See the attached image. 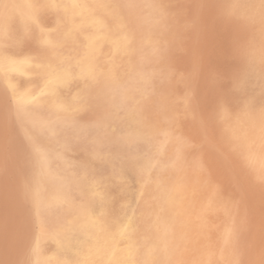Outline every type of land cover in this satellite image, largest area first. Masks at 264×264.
Returning a JSON list of instances; mask_svg holds the SVG:
<instances>
[{
    "label": "rangeland",
    "instance_id": "rangeland-1",
    "mask_svg": "<svg viewBox=\"0 0 264 264\" xmlns=\"http://www.w3.org/2000/svg\"><path fill=\"white\" fill-rule=\"evenodd\" d=\"M11 1L0 0V16H6L0 17V26L4 22L9 29L6 31L9 35L3 37L7 46L2 42L0 49L16 56H22L24 52L23 55L30 53L36 56L42 52L38 44L40 33L53 26L55 12L46 9L51 12L46 13L43 9L33 18L29 15L20 17L11 12ZM114 2L132 40L131 71L140 70L147 75L144 85L147 90L141 87L131 103L125 101L135 109L136 121L124 116V105L127 103L118 99L115 81L104 73L79 88L81 103L78 112H69L61 117L55 113L44 115L31 111L28 105L20 106V116L18 112L21 110L14 101L17 97L0 93V159L1 164L5 163L3 166L0 164V175L3 172L0 180H4L3 184L0 181V227H3L0 228V236L4 234L0 238V260H5V264H34L32 249L27 241L31 229L24 220L23 212L25 200L32 189H40L42 198L54 196L51 175L38 173L37 179L40 177V180H36L35 175L39 165H43L39 159L41 147L47 146L45 149L48 150L57 148L54 142H48L39 132V125L48 117L54 124L65 122L68 128L62 133L72 139L69 145L71 149L65 147L62 150L69 163L66 165L67 180L61 187L72 208L68 211L66 205L62 210L61 226L78 230L86 223V215L80 209L82 200H85L82 191L88 181L98 178L107 183L105 187L108 193L104 203L111 205V218L118 217L122 207L125 213L131 214L127 229V246L131 257L129 264H264V33H261L264 32V0ZM189 99L191 103H187ZM220 109L223 113H219ZM16 129L21 132L18 133ZM134 133L143 138L145 148L162 146L163 149L160 156H153L156 160L147 178L144 177V169L148 168V162L142 163L134 154V145L138 141ZM132 137L134 139L128 143L126 138ZM23 140H27L26 143ZM34 144L40 146L35 147ZM25 150H31L27 153L32 157L27 158L29 156H26ZM84 151L92 153L96 159L88 161ZM117 168L130 181L122 184L111 180ZM32 178L35 179L34 183L30 180ZM130 191H133L130 197L132 204L129 203ZM83 206H88V214L92 215L98 204L89 200ZM6 209L11 210L9 215ZM14 211L18 212V218ZM4 218L6 225L2 223ZM8 225L13 228L10 226V229ZM3 241L6 243L3 244Z\"/></svg>",
    "mask_w": 264,
    "mask_h": 264
},
{
    "label": "bare ground",
    "instance_id": "bare-ground-1",
    "mask_svg": "<svg viewBox=\"0 0 264 264\" xmlns=\"http://www.w3.org/2000/svg\"><path fill=\"white\" fill-rule=\"evenodd\" d=\"M11 3H12V7H13V11H11V12H13L14 15L15 14L20 15V17H21V15L22 16H24V15L28 16L29 15V17L32 16V18H33L34 16L37 15V12H40L43 9H45L46 13L50 12V11L47 12L46 9H49V10L51 9L52 11L55 12V21H54L53 26L51 25V28L48 26L49 29L45 28L46 30L41 29V30H43V32L40 33L39 40H38L39 47L42 51L41 53H39L36 56H33V55H30V53L27 52V50H26V52L29 53V55H23L25 53L23 51L24 53L22 54V56H16L14 54L5 53L4 51H2L0 49V93L2 92L4 94V96H7V95L11 96L12 95L13 97H17V100H15L14 98L13 99L15 102L17 101V104H18L17 108L18 109L21 110L20 106H22V105L23 106L28 105L31 111L42 112L44 115H47L49 113H55L56 116H60V117L64 116L66 113L75 112L80 108V103H81L80 102L81 98H80L79 88L82 86L83 83L89 82L93 79H96L98 77V74H103V73L106 74V76H108L109 79L115 81V84H116L115 93L117 94L118 99L120 101H124V103H127V102H125L127 100L130 102L132 99H134V96L139 94V88H141V87H142V89L145 88L144 85H145L146 77H147V75H145V72H142L140 70H138V71L132 70L131 71L129 61H130V53H131V48H132V43H131L132 40H131V36L128 34L127 29L125 27L124 19L116 11V7H115L116 5H115L114 0H12ZM175 3H177V1ZM242 6H243V4H242ZM161 7H162V5H161ZM235 7H237V6H235ZM246 8H248V5H246ZM258 10H260V9H258ZM233 13H234V11H233ZM9 14H11L10 11H9ZM166 14H167V12H166ZM230 14H231V11H230ZM247 15H249V14H247ZM255 15H257V14H255ZM4 16H5V14H4ZM244 16H246V15H244ZM5 17H1V18H5ZM52 17H53V15H52ZM260 17H262V16L260 15ZM32 18H31V20H32ZM248 18H249V16H248ZM258 18H259V16H258ZM255 21H257V20H255ZM6 22H7V20H6ZM33 22H34V20H33ZM249 23H250V21H249ZM260 23H261V21H260ZM40 24H42V23H40ZM19 25H20V23H19ZM212 26H213V24H212ZM44 27H45V25H44ZM181 27H182V25H181ZM7 29H8L7 23L3 22V24L0 26V45L2 44V42H3V45L6 42V41L4 42V40L6 38L3 40V37L5 34H7L6 33ZM20 29H22V27L19 28V30ZM17 30H18V28H16V31ZM192 30H193V28H192ZM251 30H252V27H251ZM23 33H24V31H23ZM261 33H264V32H261ZM254 34H255V32H254ZM7 35H9V34H7ZM193 36H194V34H193ZM12 37H14V36H12ZM254 37H255V35H254ZM261 37H263V36H261ZM194 39H195V36H194ZM10 42H12V41H10ZM237 42L239 43V41H237ZM240 42L242 44V40H240ZM255 42H256V38H255ZM244 44H243V46H244ZM255 44H257V42ZM245 45H246V47H248L247 46L248 44H245ZM2 46H0V47H2ZM250 46H251V44H250ZM249 48H252V47H249ZM34 52L35 51H33V53ZM254 57H256V56H254ZM249 64H250V62H249ZM248 72H249V70H248ZM188 78H189V73H188ZM21 79H23V81ZM262 79H263V77H262ZM187 83H189V82H187ZM168 84H166V85H168ZM101 86H103V85L101 84ZM197 86H198V84H197ZM93 87H95V86H93ZM146 90L147 89H144V91H146ZM93 91H94V89H93ZM245 92L246 91H244V94H245ZM84 95H85V93H84ZM202 95H204V94H202ZM93 96H94V94H93ZM103 100L106 102L105 99H102V101ZM157 100H159V99H157ZM240 100L241 99H239V101ZM8 101H9V99H8ZM91 101H93V100H91ZM146 101H147V99H146ZM201 101L202 100H200L199 104H201ZM188 102L191 103L190 99H189V101L187 100V103ZM95 104H96V102H95ZM1 105H2V103H1ZM214 106H216V105H214ZM169 107H170V105H169ZM217 107L219 108V106H217ZM223 107H225V106L223 105ZM6 108L9 109V107H6ZM18 109H16V110H18ZM98 109H99V107H98ZM173 110L174 109H172V111ZM211 110H212V108H211ZM216 110H214V111H216ZM96 111H97V109H96ZM123 111H124V116L127 119H129V120L133 119L134 121H136L135 109L132 108V106H129V103L124 105ZM221 111L223 113L222 109L219 110V113H221ZM9 112H10V110H9ZM103 112H106V111H103ZM20 113H22V111L18 112V114H20ZM18 114L16 116H18ZM191 114H192V111H191ZM191 114H189V115H191ZM94 115H96V114H94ZM94 115H92L93 118H94ZM16 116H14V117H16ZM20 116H22V114H20ZM191 116L194 117V115H191ZM5 117H6V114H5ZM215 118H217V117H215ZM0 119H1V117H0ZM85 119H87V118L85 117ZM219 120H220V118H219ZM23 122H24V120H23ZM18 123H17V125H18ZM8 125H9V123H8ZM14 125L16 126L15 123H14ZM25 126H27V125H25ZM200 126H202V125L200 124ZM221 126L223 127L222 123H221ZM16 128H17V126H16ZM29 128H31V127H29ZM29 128H28V130H29ZM66 128H68V127H67L65 122H63V121L62 122H56L54 124L53 120L48 118V117L44 121H42L41 124L39 125V132L42 134L44 139L47 140L48 142H51V143L54 142L55 145H57V148L56 147H54L53 149L49 148V150H48V149H45L47 146L41 147L42 148L41 153H43L46 156V162L41 161L43 163V165H39L38 171L36 172L37 174H35L36 180L41 179L40 177H39V179H37L38 173L40 174L42 172H47L48 174L51 175L53 182H54V189L52 191L53 192L52 195H54V196L50 199L49 198H42L41 193L39 192L40 189L35 190V189L31 188L32 190L29 192V195L27 196V198L25 200L26 205H24L25 211L23 213H24V220L27 222V226L31 229L29 234H28L27 241L29 242L31 249H32V262L34 264H129L131 262V257H130L129 247L127 246V229L131 223V214H130V212L125 213L124 209L122 207V210L119 213V216L111 218L110 213H109L110 212L109 208L111 207V205H109V202L104 203V199H106V193H108L107 188L105 187V185L107 184L105 180H99L98 178L97 179H91L90 181L87 182V186L83 189L82 196L85 198V200H82V206L80 207V209L83 211L84 215H86L87 220H86V223L81 228L76 230V229L70 228V227L69 228L63 227L60 224L61 219L63 220L62 210L64 209V207L67 205L68 211H71L70 208H72L70 205V200L68 199L67 196H65V194L63 193V191L61 189L63 183L67 180L66 165L69 163V161L66 160L68 157L66 158V156L62 150L65 147L70 148L69 145L72 144V142H71L72 139L67 138L62 133L63 131L66 130ZM2 129H3V127H2ZM14 129H12L13 132H14ZM22 129H23V126H22ZM16 130H18V129H16ZM221 130H222V128H221ZM221 130H220V132H221ZM31 131H32V129H31ZM225 131H226V133L228 132L227 129ZM20 132L21 131L18 130V133H20ZM12 134L16 135L15 133H12ZM134 134L138 138L137 143L134 145V147H135L134 154L136 153L138 155L137 158L140 159L142 161V163H143V161H144V163L148 162V168L144 169V177L147 178L151 165L154 164L156 157H158L162 154L163 149H162V146H159L157 148L151 146L149 149L145 148L144 147L145 143H143L145 141L143 140V138L139 134H138V136L136 133H134ZM219 134H221V133H219ZM228 134H229V132H228ZM222 135H224V134H221V136ZM18 136H20V135L18 134ZM34 137H36V136H34ZM224 137H226V136H224ZM229 137H231V135ZM10 139H8V141ZM132 139H134V138L133 137L132 138H126V141L128 143H130V142H132ZM237 139H238V137H237ZM17 140H18V138H17ZM11 141H12V139H11ZM23 141H25V143H26L27 140H23ZM229 142H231V141H229ZM1 144H3V142ZM18 144H19V141H18ZM11 145H13V147H15V144L11 143ZM20 145H23V144H20ZM8 146H9V144H8ZM18 146H16V147L18 148ZM25 146H26V144H25ZM28 146H30V143ZM34 146L38 147V146H40V144L38 146L34 144ZM238 146H237V148H238ZM26 147H24V149ZM19 148H20V146H19ZM19 148H18V150H19ZM27 148H30V147H27ZM41 148H39V149H41ZM209 148L210 147H208V149ZM4 149H5V147H4ZM66 149H68V148H66ZM14 150H16V149L14 148ZM240 150H241V147H240ZM12 151H13V149L10 150V152H12ZM236 151H238V150H236ZM20 152H22V151H20ZM27 152H29V151H26V153ZM30 152H31V150H30ZM240 152L241 151H239V153ZM84 153H85V151H84ZM4 154H5V151H4ZM20 154L22 155V153H20ZM85 154H86L85 157H87L88 161L96 159V157L92 153H85ZM29 155L27 153L26 156H29ZM23 156H21V158ZM153 156H156V157L153 158ZM5 157H7V156H5ZM17 157H18V155H17ZM30 157H32V156H29L27 158H30ZM243 157H242V159H243ZM18 158H20V157H18ZM216 158H217V156H216ZM31 159L35 160L33 158H31ZM39 159L41 160V157H39ZM102 160H104V159H102ZM23 161H25V160L23 159ZM15 162H16V160H15ZM21 162H22V159H21ZM30 162L32 163V161H30ZM30 162L28 160V163H30ZM0 164H1V159H0ZM25 164H27V161ZM32 165L35 167L34 163H32ZM32 165H30V166L32 167ZM225 167L226 166H224V168ZM21 168H24V167L21 166ZM226 169H228V168H226ZM1 170H2V168H1ZM12 170H13V168H12ZM24 170H27V169H24ZM21 171H22V169H21ZM35 171H36V169H35ZM11 172H12V174L14 173V171H11ZM30 172H31V170H30ZM17 173H18V171H17ZM5 174H6V172H5ZM27 175H28V173H27ZM29 175H31V174H29ZM0 176L3 177V172ZM25 176H26V174H25ZM18 177H21V175ZM5 178L7 179V177H5ZM28 178H30V177H28ZM33 178H34V176H33ZM33 178L30 179L32 182L35 181V179L33 180ZM111 180H114L115 182L122 183V184L130 181L129 177L127 178V176H125L123 174V172L120 171L119 168L116 169V172L112 175ZM232 180H234V179H232ZM0 181L3 184L4 180H0ZM8 186H9V184H8ZM31 186H32V184H31ZM35 187H36V185H35ZM40 187H42V189H43V186L40 185ZM199 187H201V186L199 185ZM218 187H216V188H218ZM12 188H13V186H12ZM16 188H14V190ZM231 190H229V191H231ZM139 191H141V189ZM6 192H7V190H6ZM130 193L131 194L129 196V203L132 204L133 202H132L130 197L133 194V191H130ZM1 194L2 193H0V195ZM220 196H218V197H220ZM11 198H12V196H11ZM9 199H8V201H9ZM16 199H17V197H16ZM89 200H93L98 204V206L94 209V213L92 215L88 214L89 213L88 206L87 207L83 206V204H86V202ZM5 201H6V199H5ZM8 201H7V203L10 204L9 203L10 201L9 202ZM21 203H23V202H21ZM213 203H214V201H213ZM5 204H6V202H5ZM123 206H124V204H123ZM3 208H5V207H3ZM10 209H11V205H10ZM14 210H16V209L14 208ZM10 211L7 210L8 215H9ZM11 213H13V212H11ZM14 213H16V212L14 211ZM18 215L19 214L16 215L17 216L16 218L19 217ZM21 216H22V213H21ZM7 219H8V216H7ZM9 219H10V217H9ZM5 221H6V219L4 218V221L2 223H4ZM18 221L20 222V219ZM12 222L15 223V221H13V220H12ZM10 226H11V228H13L12 225H10ZM10 226H9V228H10ZM0 228H3V227H0ZM157 228H159V227H157ZM254 229H255V227H254ZM4 230H5V227H4ZM1 231H3V230H1ZM11 231L13 233V230H11ZM15 231H16V229H15ZM261 231H262V229H261ZM3 235H1V236H3ZM1 236H0V238H2ZM9 238H11V237H9ZM2 240H4V239H2ZM9 240L10 239H8V242H9ZM13 240H14V236H13ZM155 240H156V238H155ZM6 241H3L2 243L4 244V243H6ZM12 242H11V244H12ZM9 243H8V247L10 245ZM0 245H2V244H0ZM13 246H14V244H13ZM6 247H7V244H6ZM2 248H5V247H2ZM253 248H254V246H253ZM8 249L11 251L10 248H8ZM8 251H7V253H9ZM12 253H13V251H12ZM4 254H6L5 251H4ZM9 254H11V252ZM253 254H254V252H253ZM7 256L8 255H6V257ZM6 257H3V258L6 259ZM0 259H2V258H0ZM3 262L0 260V264L1 263L5 264V260ZM246 264H248V263H246Z\"/></svg>",
    "mask_w": 264,
    "mask_h": 264
},
{
    "label": "snow or ice",
    "instance_id": "snow-or-ice-1",
    "mask_svg": "<svg viewBox=\"0 0 264 264\" xmlns=\"http://www.w3.org/2000/svg\"><path fill=\"white\" fill-rule=\"evenodd\" d=\"M29 139H31V138L29 137ZM37 151H39V149H37ZM41 161L46 162V156L43 153H41Z\"/></svg>",
    "mask_w": 264,
    "mask_h": 264
}]
</instances>
